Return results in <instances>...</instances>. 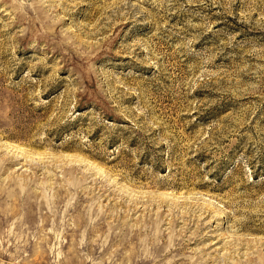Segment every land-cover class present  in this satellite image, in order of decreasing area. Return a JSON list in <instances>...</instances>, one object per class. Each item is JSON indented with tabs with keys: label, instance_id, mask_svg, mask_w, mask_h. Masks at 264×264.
<instances>
[{
	"label": "rangeland",
	"instance_id": "obj_1",
	"mask_svg": "<svg viewBox=\"0 0 264 264\" xmlns=\"http://www.w3.org/2000/svg\"><path fill=\"white\" fill-rule=\"evenodd\" d=\"M0 264H264V0H0Z\"/></svg>",
	"mask_w": 264,
	"mask_h": 264
}]
</instances>
